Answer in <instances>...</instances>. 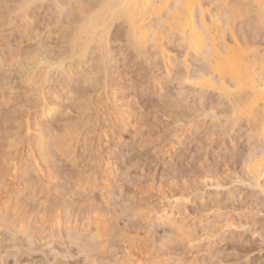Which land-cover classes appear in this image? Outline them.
I'll list each match as a JSON object with an SVG mask.
<instances>
[{
    "label": "rangeland",
    "instance_id": "1",
    "mask_svg": "<svg viewBox=\"0 0 264 264\" xmlns=\"http://www.w3.org/2000/svg\"><path fill=\"white\" fill-rule=\"evenodd\" d=\"M36 1L0 0V264H264L261 174L245 165L264 141L195 84L203 58L166 33L163 56L152 36L138 54L117 19L108 56L91 45L75 60L74 21L100 0ZM212 1L222 20V2L250 5ZM238 10L225 38L264 55V22Z\"/></svg>",
    "mask_w": 264,
    "mask_h": 264
},
{
    "label": "bare ground",
    "instance_id": "2",
    "mask_svg": "<svg viewBox=\"0 0 264 264\" xmlns=\"http://www.w3.org/2000/svg\"><path fill=\"white\" fill-rule=\"evenodd\" d=\"M34 1H36V0H22V1L20 0V2H19L20 4L18 3L19 4L18 7L21 8L22 12H25V10L27 12L28 7H22V6L29 4V3L34 4ZM38 1H36V2H38ZM51 1H53V0H51ZM54 1H55L54 4H55V6H57V8L62 7L61 4L59 6V3H57L58 2L57 0H54ZM219 1L220 0H218V2ZM244 1L248 2L249 4H258V2H259V0H244ZM119 2H121V0H100V3L98 2L99 4H98L97 8H95L92 12L90 11L89 13L85 14L80 19L77 18L78 20L76 19L74 21L75 26L73 28L72 36H71L72 38L70 41H71V46H72L71 50L73 53L72 56L74 55V57L76 58L75 60H77V58H78V60L81 59V61L84 62V60H82V59H84L86 57L87 51L91 45H95L97 48V51L100 54L102 52L103 57H105L108 54V52H107V49H108L107 46L108 45H106V43L108 44V42H107L108 40H105L106 30H108L109 29L108 27H110V24H112V22L117 20V19L122 20V22L125 24L126 35H127V39H128V43L130 45V48H132L136 53L141 54V55H142V51H144L146 49V47L148 46L147 43H148V41H150L149 39H151L150 36H152L151 40H152L153 46H154L153 47L154 48L153 51L155 53L154 55L163 56L166 52H165V49L163 47L164 45L161 42L162 41L161 40L162 35L164 34V36H165V33L166 34H174L184 44L186 54L187 53H193V54H195V56L197 55V56L202 57L203 59H201V60H204V62H206L205 70L202 71L199 75H197V77L195 78L196 80L194 79L196 82L195 84H199L198 85L199 87H203V88H207V89L210 88L213 90L215 89V90L219 91V93H220L221 89H224L226 92V96H224V97L225 98L228 97L227 98L228 100H230L229 98H231V100H232L231 101L233 103L232 111L238 110V109H244L245 115L243 116V119H245V121L250 125L249 128H251L250 131H252V134L251 133L250 134L254 135L253 138L256 137L258 139L259 138L261 139L260 131H261V128H264V92H261L260 89L262 87H264V79H261V73H262L261 70L264 69V68H262L264 65L263 64L264 63V55H262L261 53L256 51V49L254 50L253 48H250L247 45L245 46L246 42L244 45H243L244 42L243 43L238 42L237 39H234L235 36L234 37L232 36L231 41L230 40L227 41V39L225 38V36L223 34V30H227L228 28H230L232 26V24L234 23L233 21H236V19L239 16H241V12L239 13L238 9L235 10V14L232 15L230 19L228 18L226 13L223 14V16H224L223 20H222V16H218V15H212V16L210 15V17L208 16L209 18H207L206 22L209 25V28L211 29V34L207 35L206 34L207 30H203L205 33V35H203V36L201 35L200 32H196V44H195V46L192 47V50L189 51V48L187 45L192 40L193 33L195 30V25L193 24V18H192L191 14H189L185 18V20L183 21L182 24H178L175 27L172 26V23L166 17L165 18L159 17L158 19H156L155 24L149 23L150 21L148 18L150 17V14H153V10H152V8L147 7V5H150V4L151 5H159L161 3H173L174 4L176 2V0H129V2L132 4H139L140 8L135 9L134 12L125 13L122 16L118 15L114 19L113 18V9L107 7V5L116 4ZM193 2L198 4V5H203L204 11L205 12L208 11L206 5L204 4V2H202V0H193ZM211 2H213V1L209 0V3H211ZM225 3L226 2H224V3L222 2V4H225ZM64 10H65V8H64ZM62 11L60 13L63 14ZM232 11H233L232 9L227 10V12H229V13ZM253 11H254V14L257 17V19H259L260 22L261 21L264 22V20H262L260 17L258 9H253ZM66 12H67V10H66ZM68 14L70 15L71 13H69V11H68ZM67 15L65 17L69 16V15L68 16ZM71 15H73V14H71ZM199 17H200V12L198 10L196 13V20H195L196 24L200 23ZM71 18H72V16H71ZM220 19H221V21H220ZM73 20H71L72 23H73ZM222 21L224 22V27H226L227 29H225V28H223V26H221L223 24V23L221 24ZM154 28H155V30H153ZM182 33H186V35H184ZM217 45H219V46H217ZM136 53H135V55H137ZM28 54H27V56H28ZM104 54H106V55H104ZM141 55H139V57ZM27 56H25V57H27ZM28 57H27V59H28ZM30 58L31 59L33 58V59L31 60ZM30 58L29 59L32 61L31 63H33V65H30L31 63L29 65L32 67L36 64H35L34 57L30 55ZM29 59L27 60L28 62H30ZM107 59L108 58H105L104 60H107ZM234 59L242 61V63L244 65L248 66L249 68H254V70H255L254 73H252V72L249 73L250 77L253 79V82L255 84L254 88H252V86L249 85V90L232 91V92L227 91V88L225 87L226 84L234 87V85H231V73L234 70H238L240 67V65L238 64L237 68L233 69L231 61ZM29 65L27 66L28 68H30ZM77 65L81 66V64H77ZM21 67L24 71V69H25V68H23L24 65ZM18 68L20 69V67H18ZM32 70L33 69H28L26 71H32ZM20 73H22V72H20ZM27 73L28 72H26V74ZM23 74H24V72H23ZM225 74H227L229 76L228 81H222V76ZM28 75L29 74H27L26 77ZM24 76H25V74H24ZM21 77H23V75ZM28 78H29V76H28ZM43 106L44 107L42 109L43 110L42 113H43V115L46 116V114L50 113L52 106H50V104H48V105L45 104ZM40 139H41V137H40ZM11 142H12V140H11ZM11 142L8 143V144H10V146L8 145L9 148L11 147ZM40 142H42V141H40ZM44 143L45 142H42L40 144V146L43 147ZM14 144H15V142H14ZM14 144L12 142L11 148H13L15 146ZM260 154L261 153L254 155L253 157L256 158ZM36 163L37 162H35V164ZM246 171H248L247 167H246ZM258 172H259V169L257 168L253 175H250L249 171H248V174L250 175V177L252 179H256ZM5 205H7V204H5ZM171 216L174 219V216L172 214H170V215L161 216L160 220H162V221L164 220V221L169 222L170 224H173V225L176 224V228H178L177 226L180 225V221H178V220L176 221V219H175V221H173ZM51 222H52V226H54V227L59 228L61 226L59 217H56ZM82 244H84V242Z\"/></svg>",
    "mask_w": 264,
    "mask_h": 264
},
{
    "label": "snow or ice",
    "instance_id": "3",
    "mask_svg": "<svg viewBox=\"0 0 264 264\" xmlns=\"http://www.w3.org/2000/svg\"><path fill=\"white\" fill-rule=\"evenodd\" d=\"M22 7H32V4H26ZM107 7L113 9V18L115 19L116 16H122L125 13L134 12L135 9L140 8L139 4H132L129 2V0H121V2L116 4H110L107 5ZM147 7L152 8L154 15L161 17V18H167L171 23L172 26L175 27L178 24H182L185 18L191 14L193 18V24L195 25V30L193 33L192 40L187 45L189 48V51L192 50V47L196 44V32H200L201 35H205L203 30H207V35L211 34V29L209 28V25L207 24V16L208 13L204 11L203 5H198L193 2V0H176V2L173 3H161L159 5H147ZM223 11H225L226 15L230 19L232 15L235 14V10L242 9V8H249V9H258L260 17L262 20H264V0H259L258 4H250V5H238V4H223L219 5ZM228 9H232V12H227ZM199 10L200 12V23L196 24V13ZM202 26V27H201ZM186 35V33H182ZM235 39V37H234ZM219 46V45H217ZM233 69L237 68V65L239 64L240 67L238 70H234L231 73V85L226 84L227 91H245L249 90V85L252 86V88L255 87V84L253 82V79L250 77L249 73H254V68H249L248 66L244 65L242 61L240 60H232L231 61ZM229 76L227 74L222 76V81H228ZM261 79H264V73H261ZM261 92H264V87H262ZM221 97L226 96V92L224 89H221L220 91ZM245 115L244 109H238L234 110L232 113V119L233 120H239L242 119ZM261 140L264 141V128H261L260 131ZM245 165L248 168L249 174L253 175L256 171V169H259V172L261 174V182L259 186V190L261 193H264V152H262L258 157L254 158L251 153H249L248 157L245 159ZM264 239V237H262ZM79 248V245H77ZM80 256H85L86 250L80 249ZM76 264H79V261H76ZM92 264H96L95 261H92Z\"/></svg>",
    "mask_w": 264,
    "mask_h": 264
}]
</instances>
